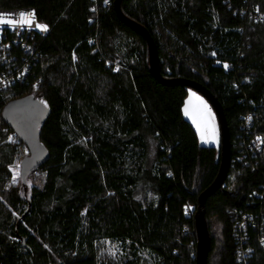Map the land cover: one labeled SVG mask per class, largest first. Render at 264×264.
I'll return each instance as SVG.
<instances>
[{
    "label": "trees",
    "instance_id": "1",
    "mask_svg": "<svg viewBox=\"0 0 264 264\" xmlns=\"http://www.w3.org/2000/svg\"><path fill=\"white\" fill-rule=\"evenodd\" d=\"M113 2L0 0L1 11L31 10L48 28L27 80L0 91V113L25 96L44 104L38 135L49 155L13 182L27 148L6 142L13 132L0 118V264H195L197 199L218 173L220 146L199 144L181 110L189 89L151 76L145 40ZM255 9L264 13V0L121 2L151 35L162 76L204 85L225 112L231 161L205 204L207 264H243L237 252L247 246L245 264H264L258 228L248 227L246 241L235 229L263 204L264 155L243 146L264 139V17ZM35 172L42 179L29 186ZM106 244L117 252L104 253Z\"/></svg>",
    "mask_w": 264,
    "mask_h": 264
},
{
    "label": "water",
    "instance_id": "2",
    "mask_svg": "<svg viewBox=\"0 0 264 264\" xmlns=\"http://www.w3.org/2000/svg\"><path fill=\"white\" fill-rule=\"evenodd\" d=\"M114 0L113 7L118 19L128 28L139 34L147 44L148 64L151 76L164 86H182L202 96L211 106L219 129L220 163L218 173L209 187L197 199L194 214L196 236L195 264H207L211 240L205 219V204L209 197L223 186L229 172L231 161L230 132L224 109L218 99L204 85L183 78H164L160 72V60L156 45L149 32L140 24L126 17L121 11V2ZM48 115L47 107L33 96H25L5 104L1 110L2 121L15 137L24 143L28 155L20 162V178L27 176L41 167L48 160V151L40 143L38 128Z\"/></svg>",
    "mask_w": 264,
    "mask_h": 264
},
{
    "label": "built area",
    "instance_id": "3",
    "mask_svg": "<svg viewBox=\"0 0 264 264\" xmlns=\"http://www.w3.org/2000/svg\"><path fill=\"white\" fill-rule=\"evenodd\" d=\"M21 12L29 13L33 11L18 10L9 12L0 10V15H4L7 19L13 21L12 24L6 23L0 25V63L4 67V70L0 73V91L6 90L16 82H24L27 80L32 61L36 62L39 57L35 39L37 37L44 38L48 33V28L46 31H42L36 27L37 24L44 25L38 20L36 15L35 21L31 26L20 24L18 14ZM242 13H245V11H242ZM254 16L264 17V13H260L255 9ZM17 48L21 52L20 55L14 53V50ZM40 83V80H35L31 86L33 89H37ZM250 127L251 115L247 114L243 118L241 129L248 131ZM8 138L11 140L16 137L14 134H10ZM243 146L247 154L251 157L261 154L264 155V139L261 136L254 135L250 137L249 142L244 143ZM262 190L263 192L259 195V198L263 204L260 205L259 212L257 214H244L236 223L235 229L238 233L239 240L246 241L248 238V227L251 226L253 229L258 228L260 233L258 234L256 243L264 251V185H262ZM251 253L252 249L248 246L244 249H239L237 252V260L245 264L246 259L250 257Z\"/></svg>",
    "mask_w": 264,
    "mask_h": 264
},
{
    "label": "rangeland",
    "instance_id": "4",
    "mask_svg": "<svg viewBox=\"0 0 264 264\" xmlns=\"http://www.w3.org/2000/svg\"><path fill=\"white\" fill-rule=\"evenodd\" d=\"M203 102V103H201ZM206 106V108H205ZM188 108V114H185V108ZM182 115L185 120H187L195 129L198 137V142L200 145L203 146H220V138H219V129L217 120L215 117V114L211 108V106L208 104V102L199 94L192 90H188L187 96L184 100V103L182 105ZM204 137V139H201V137ZM9 137V136H8ZM7 137L6 142L9 144H17L18 139H11ZM22 155L27 156L28 151L25 149L22 150ZM20 161L14 165V167L11 169L12 172V180L15 182L17 179H19L20 176ZM43 174L39 172H35L31 178H28L27 184L35 185L40 182L42 179ZM212 232L214 236L217 238L220 233V225L218 222L211 224ZM115 252H117L116 247L110 244H106L104 246V253H107L108 255H114Z\"/></svg>",
    "mask_w": 264,
    "mask_h": 264
},
{
    "label": "snow or ice",
    "instance_id": "5",
    "mask_svg": "<svg viewBox=\"0 0 264 264\" xmlns=\"http://www.w3.org/2000/svg\"><path fill=\"white\" fill-rule=\"evenodd\" d=\"M19 15V23L20 24H27L28 26H31L33 24V22L35 21V13L34 12H29V13H24L21 12L18 14ZM12 24L13 21L7 19L4 15H0V25L2 24ZM37 28H39L42 31H46L47 30V26L46 25H40L37 24L36 25ZM203 103V102H201ZM206 108V106H205ZM185 114H188V108H185ZM201 139H204V137L202 136Z\"/></svg>",
    "mask_w": 264,
    "mask_h": 264
}]
</instances>
